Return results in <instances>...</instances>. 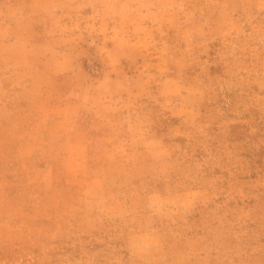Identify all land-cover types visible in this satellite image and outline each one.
<instances>
[{
    "label": "rangeland",
    "instance_id": "rangeland-1",
    "mask_svg": "<svg viewBox=\"0 0 264 264\" xmlns=\"http://www.w3.org/2000/svg\"><path fill=\"white\" fill-rule=\"evenodd\" d=\"M0 264H264V0H0Z\"/></svg>",
    "mask_w": 264,
    "mask_h": 264
}]
</instances>
